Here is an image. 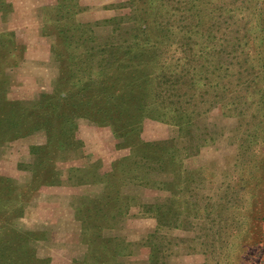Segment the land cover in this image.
I'll return each mask as SVG.
<instances>
[{
  "label": "rangeland",
  "instance_id": "rangeland-1",
  "mask_svg": "<svg viewBox=\"0 0 264 264\" xmlns=\"http://www.w3.org/2000/svg\"><path fill=\"white\" fill-rule=\"evenodd\" d=\"M148 1L0 0V264H263L264 137L253 106L238 116V49L228 80L148 83L186 117H143Z\"/></svg>",
  "mask_w": 264,
  "mask_h": 264
},
{
  "label": "trees",
  "instance_id": "trees-1",
  "mask_svg": "<svg viewBox=\"0 0 264 264\" xmlns=\"http://www.w3.org/2000/svg\"><path fill=\"white\" fill-rule=\"evenodd\" d=\"M236 1L237 6L228 10L222 8L223 5L227 6L223 2L218 8H214L206 0L148 1L149 14L142 23L147 25L145 28L147 30L143 31V36L146 41L152 40L154 43H151L153 51L147 57V71L143 78L146 82L141 112L143 117L165 122H171L173 117L178 120L186 117L179 116L185 110L181 106H175L178 102L172 101L171 98L174 96L171 91L165 96L167 87L152 90L148 83L155 81L164 85L166 82L170 87L171 80L174 84L179 81H191L189 88H195L197 87L195 84L199 86L201 81L204 84L206 77L215 74L217 70L220 81L228 80L232 76L230 63L227 57L223 61L222 58L228 56V52L233 53L234 49H238V55L234 56L241 60L235 75L237 87L239 90H250L252 98L251 100L247 95L238 96L243 99L241 103L238 102L239 107L247 106L238 116L247 115L253 106L255 115L251 117L256 116L255 119L259 120L258 126L253 128L254 132L264 137V0ZM227 16L230 21L235 18L241 22V26L233 31L236 36L231 37L226 30L218 29L219 17ZM213 32H219L217 42L220 44L216 53L218 67L214 66L213 60L215 52L211 43L215 39ZM167 44L173 45V51L177 49L178 53H174V56L170 50L164 53ZM219 86L224 87L221 83ZM229 105H233V102ZM257 150L260 154L264 153V144ZM170 152L172 151H166L165 156L169 157ZM172 158L174 156L171 153L170 159ZM260 221H264V217Z\"/></svg>",
  "mask_w": 264,
  "mask_h": 264
}]
</instances>
